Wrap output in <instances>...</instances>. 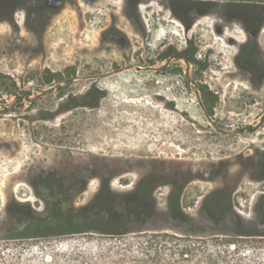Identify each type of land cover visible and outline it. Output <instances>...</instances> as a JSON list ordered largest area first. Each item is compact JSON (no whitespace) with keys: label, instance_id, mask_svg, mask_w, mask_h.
Wrapping results in <instances>:
<instances>
[{"label":"flooded vegetation","instance_id":"1","mask_svg":"<svg viewBox=\"0 0 264 264\" xmlns=\"http://www.w3.org/2000/svg\"><path fill=\"white\" fill-rule=\"evenodd\" d=\"M50 1L53 0H46V10ZM54 1L57 5L61 2ZM97 1L91 0L90 4ZM22 3L16 2L13 13ZM132 3L135 7L123 8V13L130 25L140 28L135 29L137 34L147 39L151 28L141 22L138 10L141 0ZM50 9V16L62 11V8L52 5ZM167 11L171 21L183 25L186 32L199 20L213 14L210 7H196L190 12L178 8H167ZM239 16L250 21L240 24L244 40L237 43L234 37L229 36L221 60L219 57L216 60L217 65L223 64V67L221 77L215 80L229 95L227 103L225 100L222 106L219 104L220 92L209 81L214 80L211 72L216 57L213 56V50H205L202 54L195 36L183 49L173 43L163 44L156 55L120 56L108 62L97 57L91 63L78 59L60 71L44 69L32 73L31 79L35 83H29L34 84L30 87H22L23 77L13 78L8 74H0V96L14 97V111L21 112L24 102H28L29 112L35 111L23 119L21 113L14 115L17 117L15 120H25L31 127L43 122H54L66 114H72V117L78 115L79 118L83 117L86 110L95 112L101 108V102L108 95L102 81L144 75L145 86L159 89L155 94L162 96L164 102L167 101V94H180L184 91L193 95L197 109L210 118L207 120L210 133L224 136L216 145L206 143L207 149L200 152L203 154L200 157H191L199 153L183 156L181 151L186 152L188 148L182 149L179 144L174 145L179 150L176 154L168 156L163 150L158 155L147 156L141 150L140 141L134 139L132 145L127 141L130 149L125 153L117 149L118 152L112 149L105 153L88 149L82 143L81 118L75 120L77 126L74 128H70V122L73 121L67 117L58 129H46L45 141L38 138V128L33 127L31 140L34 145L43 148L44 154L41 159L34 158L30 163V184L45 207L68 208L71 198L78 199L84 195L90 182L96 178L100 182L99 192L103 182H111L112 178L107 177L155 174L161 176L158 183L139 180L135 188L137 194L142 193L150 205L161 207L158 217L164 224L204 220L226 223L237 221L242 228L241 234H261L264 226V14L257 16L243 13L239 9L223 10L225 24L237 21ZM215 32L217 35H225L220 25L215 26ZM120 39L130 43L127 33L118 26V19L110 17V25L100 33L99 43H115ZM229 48H233V52H229ZM34 90L37 95H33ZM229 93L236 95L231 103ZM164 105L172 111L181 110L175 103ZM218 110L229 119H212ZM44 111L55 113L45 116ZM247 112L253 116L252 119H246ZM221 127L222 130H218ZM71 130L73 135H70ZM4 146L0 142V151ZM15 148L16 155L20 153V144L16 143ZM231 176H236V181L226 186L223 181ZM197 182L212 185L199 202L194 201L196 193L189 188ZM245 183L257 188L250 199L247 188L242 189ZM162 189L167 191L164 198L158 201L156 193ZM237 193L239 196H236ZM96 199L95 196L93 202ZM128 202L133 206L137 203L132 197ZM236 206H246L250 211L248 214L244 211L237 213ZM215 211L217 215L213 214Z\"/></svg>","mask_w":264,"mask_h":264},{"label":"rangeland","instance_id":"2","mask_svg":"<svg viewBox=\"0 0 264 264\" xmlns=\"http://www.w3.org/2000/svg\"><path fill=\"white\" fill-rule=\"evenodd\" d=\"M90 1L61 0L58 5L54 0L50 1L48 9L51 5L62 8V11L55 16H50L49 10H46V0H25L15 13H13L15 1H0V74H8L13 78L23 77L22 87H30L34 84L29 83H35L31 79L32 73L44 69L60 71L64 66L78 59L91 63L97 57L108 62L120 56L156 55L158 48L163 44L173 43L183 49L195 36L197 45L202 48V54L205 50H213V56L216 58L211 75L214 80L209 81L221 94L219 104L222 106L225 100L227 103L229 95L215 80L221 77L223 67V64L217 65L216 60L223 55L227 45L226 39L229 36L234 37L237 43L244 40V33L240 28L241 21L225 24L223 11L220 7H214L210 8L213 10L212 16L199 20L189 32H186L183 25L171 21L167 11L168 0H141L138 6L141 22L151 28V36L146 39L137 34L135 29L140 28L130 25L123 13V8H130L129 4L133 0H98L93 5ZM110 17L118 19V26L127 33L129 44L123 39L115 43L108 41L99 43L100 33L110 25ZM217 25L223 26L224 36L216 34ZM229 52H233V48H229ZM102 84L107 87L108 95L101 102V108L95 112L86 110L83 112V117H79L83 121L80 125L82 143L88 149L101 153L117 149L125 153L130 149L127 145L129 143L132 145L134 139L140 141L141 150H144L143 153L147 156L158 155L163 150L168 156L176 154L179 150L174 145L179 144L182 149L188 148L186 152L181 151L183 156L199 153L191 156L194 158L203 155L200 152L207 149L206 143L216 145L224 138L221 134L210 133L211 128L207 122L210 118L205 117L204 113L197 109L194 96L184 91L180 94H167L165 97L167 101L164 102L162 96L155 94L159 89L146 87L144 75L124 77V80L122 77L105 80ZM36 92L34 90L33 95H37ZM229 94L231 95L229 103H231L236 95ZM42 103L46 102L42 101ZM168 103L177 104L181 110L172 111L165 108L164 104ZM13 105V96H0V142L5 145L0 151V240L24 235L26 230L37 225L39 219H42L40 216L45 214V204L35 194L30 184L32 176L30 163L34 158L41 159L44 154L43 148L34 145L31 140V128L37 127L38 138L45 141L46 129H58L67 117L69 121H73L70 122V128H74L77 126L75 120L79 119L78 115L72 117L70 116L72 114H66L58 117L54 122H43L31 127L27 121H17L15 120L17 117L14 116L21 113L23 119L34 114L35 111H28V102H24L21 112L14 111ZM44 112L45 116L55 113V111ZM246 116L247 120L253 118L248 112ZM212 119L220 121L229 118L218 110L214 112ZM230 119H240V117ZM70 133L73 135V130ZM173 137L176 139L174 140ZM16 143L20 144L21 148L20 153L15 155ZM107 178H112L108 184L113 193L110 206L101 203L94 205L93 199L100 185L97 178L90 182L84 195L70 200L71 207L77 214L85 209L88 219L91 220L88 226L90 231L102 230L101 223L117 221L123 223L120 231L125 233L160 231L179 237L232 239L238 238L236 235L241 232L237 221L226 223L204 220L195 223L164 224L158 217L161 207L150 205L148 199L137 194L135 188L139 180L145 183H158L161 179L159 175ZM235 181L236 176H231L223 183L230 186ZM211 187L212 185L205 182H197L189 188L196 193L197 198H194V201L199 202L200 197ZM245 188L249 191V199L257 190L254 185L247 183L242 186V189ZM166 191L167 189L157 191L158 201L164 198ZM71 194L72 188H70ZM236 196H239V193ZM131 197L139 202L135 204L137 205L135 209L127 206ZM241 211L248 214L250 209L246 206H236V212ZM107 231L112 229L107 228ZM65 238H59V245L66 243Z\"/></svg>","mask_w":264,"mask_h":264},{"label":"trees","instance_id":"3","mask_svg":"<svg viewBox=\"0 0 264 264\" xmlns=\"http://www.w3.org/2000/svg\"><path fill=\"white\" fill-rule=\"evenodd\" d=\"M9 1V0H0ZM15 2L25 0H13ZM134 1V0H133ZM168 8L190 12L196 7L239 9L264 14V0H168ZM129 7H135L130 3ZM237 21L248 23L245 17ZM143 197V194H140ZM95 204L110 206L113 193L102 184ZM135 209L137 205H127ZM217 215L218 212L213 213ZM85 209L45 208L37 225L24 235L0 240V264H264V226L259 235L179 237L167 233L120 231V222H106L102 230H89ZM239 223V222H238ZM240 228L241 225L239 224ZM107 228L112 231H107ZM242 230V228H241ZM96 233L97 235H91ZM233 236V235H227ZM66 243L59 245V238Z\"/></svg>","mask_w":264,"mask_h":264}]
</instances>
